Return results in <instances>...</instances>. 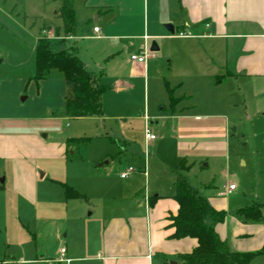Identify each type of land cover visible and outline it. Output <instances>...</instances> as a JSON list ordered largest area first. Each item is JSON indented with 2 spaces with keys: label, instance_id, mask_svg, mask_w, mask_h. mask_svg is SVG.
Here are the masks:
<instances>
[{
  "label": "crops",
  "instance_id": "1",
  "mask_svg": "<svg viewBox=\"0 0 264 264\" xmlns=\"http://www.w3.org/2000/svg\"><path fill=\"white\" fill-rule=\"evenodd\" d=\"M76 1H73L74 14ZM83 2L87 3L85 8L89 18L80 23L87 30H78L75 19L73 33L62 38L68 43L63 49L74 52L95 81L104 85L105 91L111 90L116 97L136 89V83L142 78L144 97L138 117L144 121V126L145 122L149 124L154 121L156 126L160 123L158 130L163 131L164 136L175 144L173 157L178 163L173 169V166L161 163L162 172L168 168L172 172L171 177L164 181L153 178L155 163L152 158L147 160L152 167L151 175L147 169L146 175L141 173L143 155L136 162L137 171L124 178L119 176L122 180L131 178L119 190L109 183L101 186L88 179L82 182L83 188L79 183L69 185L78 189L85 198H66L61 182L50 178V181L61 186L65 200L74 202L70 203L74 210L70 217L77 225L72 231H77L79 239L77 244L68 242L63 247L64 256L70 259L68 263H54L165 264L175 260L179 264L177 255L190 252L197 242L192 237H171L174 231L171 218L177 214L179 207L174 186L177 166L184 162L187 167L184 171L188 173L196 160H204L201 164L203 168H208L210 161H228L226 121L217 112L214 113V107L233 106L240 102L257 103L264 107V0ZM57 13L58 10H55L56 16ZM166 24L173 26V33L165 28ZM94 27H98V30L93 31ZM90 41L94 45L87 48L86 42ZM150 41L151 45L157 47L152 50L153 54L144 63L132 61L130 55L138 53L144 46L150 49ZM127 53L128 58L125 57ZM153 58L158 59L157 63H153L159 68L161 62L164 63L158 73L163 74L166 87V100H160L163 103L157 111L149 108L147 96V76ZM43 80H50V86H58L63 91L64 100L65 82L58 71L51 70ZM234 81L239 82L236 88L233 87ZM105 91L101 98L102 112ZM196 106L203 108L198 113L192 112ZM147 178L151 179L148 189L142 184V180L146 181ZM188 183L191 185L189 180ZM202 185L206 189L211 184L205 182ZM225 185L223 183L213 193L202 195L215 209L225 212L224 219L215 224V231L231 250H260L264 246V207L257 220H245L237 210L254 203L264 204V199L235 198L237 186L228 195L218 196L217 192ZM13 188L25 192L20 182L18 186L14 184ZM230 194L232 197H228ZM94 195L99 201L102 196L112 197L97 214L96 225L85 222L79 216L81 205L75 203ZM103 201L106 203L105 199ZM88 215H93V211ZM92 228L98 231L96 235L88 234ZM38 260L46 262V259ZM258 263H264V253L256 255L249 264Z\"/></svg>",
  "mask_w": 264,
  "mask_h": 264
},
{
  "label": "rangeland",
  "instance_id": "2",
  "mask_svg": "<svg viewBox=\"0 0 264 264\" xmlns=\"http://www.w3.org/2000/svg\"><path fill=\"white\" fill-rule=\"evenodd\" d=\"M60 4V0H0V183L3 182L0 261L3 264H55L53 259L59 256L61 246L79 242L77 231H72L77 225L70 217L74 212L70 203L74 202L65 200L61 186L50 178L71 186L79 183L81 188L88 179L101 186L109 183L119 190L131 179H120V172L128 166L136 168V162L143 157L144 121L138 117L144 97L142 78L136 89L122 96L105 91L102 115L81 118L63 113V91L58 86H50V80L35 81L38 39L45 37L52 51L68 46L62 40V21L54 14ZM85 4L83 0L76 1L75 19L78 30L86 31V26L80 23L89 18ZM86 43L87 48L94 45L91 41ZM153 62L158 59L150 62L147 96L149 108L157 111L163 103L160 100H166V87L163 74L158 73L164 63L159 68ZM235 81L234 88L239 83ZM202 108L196 106L192 112L198 113ZM212 110L226 121L229 159L226 163L224 159L210 161L208 168L201 166L204 160H196L190 171L183 174L201 195L232 182L237 186L235 198L263 200L264 107L240 102ZM158 125L154 121L148 124L158 138L149 144L147 160L152 158L155 163L153 178L164 181L172 172L170 168L162 172L161 163L173 169L178 162L173 157L175 144L158 130ZM151 169L147 162L150 175ZM150 180H142L147 189ZM18 182L25 192L13 188ZM205 182L211 184L209 188L204 189ZM97 195L75 202L81 205L79 216L95 225L97 214L112 199L106 195L99 201ZM91 211L93 215L89 216ZM94 229L88 234L96 235L98 231ZM40 258L46 262L39 261Z\"/></svg>",
  "mask_w": 264,
  "mask_h": 264
},
{
  "label": "trees",
  "instance_id": "3",
  "mask_svg": "<svg viewBox=\"0 0 264 264\" xmlns=\"http://www.w3.org/2000/svg\"><path fill=\"white\" fill-rule=\"evenodd\" d=\"M73 1L61 0L58 9L57 16L62 21L64 35L72 34L76 27ZM48 45V40L40 37L35 46V81L47 78L51 70L58 71L65 82L63 113L75 118L101 115V98L106 87L95 81L74 52L68 49L52 51ZM186 168L182 162L175 172V198L179 207L171 218L174 227L171 237H192L197 244L190 252L177 255L179 264H249L256 255L264 253V246L255 252L229 248L214 228L224 219L225 212L215 209L188 183L183 174ZM61 185L66 198H85L84 194L66 183L61 182ZM263 207V203H254L239 208L237 213L245 220H257Z\"/></svg>",
  "mask_w": 264,
  "mask_h": 264
},
{
  "label": "built area",
  "instance_id": "4",
  "mask_svg": "<svg viewBox=\"0 0 264 264\" xmlns=\"http://www.w3.org/2000/svg\"><path fill=\"white\" fill-rule=\"evenodd\" d=\"M98 27H94L93 31H97ZM179 35H183V33H179ZM153 51L150 50L149 48H146V46L143 47V49L141 51H139L138 53H134L130 55V59L132 61L135 62H140V63H144L146 61V59L149 57V55H152ZM157 135L152 132L149 127H148V123L145 122V126H144V151H143V155H144V164H143V168L141 169V173L146 175V169H147V157H148V146L151 142H153L156 139ZM137 171L136 168L132 167V166H128L123 172H121L119 174V176L121 178L126 177L129 173H133ZM235 185L233 183H229L227 185H225L222 189H220L217 192L218 196H226L229 193L232 192V190H234ZM145 202H147V197L145 196ZM65 253V249L62 247L59 249V257L54 260V262H66L68 263L70 261V259L66 258L64 256Z\"/></svg>",
  "mask_w": 264,
  "mask_h": 264
},
{
  "label": "water",
  "instance_id": "5",
  "mask_svg": "<svg viewBox=\"0 0 264 264\" xmlns=\"http://www.w3.org/2000/svg\"><path fill=\"white\" fill-rule=\"evenodd\" d=\"M165 28L170 32V33H173L174 32V29H173V26L171 24H166L165 25ZM151 50H156L157 47L155 45H151ZM169 264H176L175 261H170Z\"/></svg>",
  "mask_w": 264,
  "mask_h": 264
}]
</instances>
